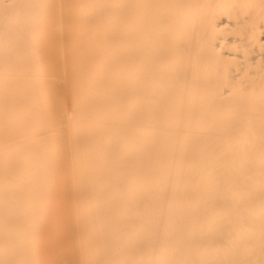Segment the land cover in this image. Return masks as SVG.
Segmentation results:
<instances>
[{"label":"bare ground","instance_id":"bare-ground-1","mask_svg":"<svg viewBox=\"0 0 264 264\" xmlns=\"http://www.w3.org/2000/svg\"><path fill=\"white\" fill-rule=\"evenodd\" d=\"M0 264H264V0H0Z\"/></svg>","mask_w":264,"mask_h":264}]
</instances>
